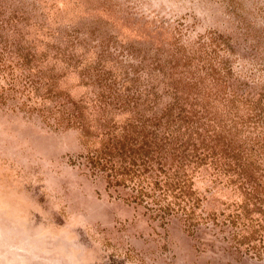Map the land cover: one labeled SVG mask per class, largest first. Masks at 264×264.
<instances>
[{
	"label": "rangeland",
	"instance_id": "obj_1",
	"mask_svg": "<svg viewBox=\"0 0 264 264\" xmlns=\"http://www.w3.org/2000/svg\"><path fill=\"white\" fill-rule=\"evenodd\" d=\"M0 264H264V0H0Z\"/></svg>",
	"mask_w": 264,
	"mask_h": 264
}]
</instances>
